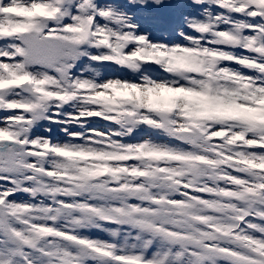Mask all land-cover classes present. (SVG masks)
Instances as JSON below:
<instances>
[{
	"label": "snow or ice",
	"instance_id": "1",
	"mask_svg": "<svg viewBox=\"0 0 264 264\" xmlns=\"http://www.w3.org/2000/svg\"><path fill=\"white\" fill-rule=\"evenodd\" d=\"M0 264H264V0H0Z\"/></svg>",
	"mask_w": 264,
	"mask_h": 264
},
{
	"label": "bare ground",
	"instance_id": "2",
	"mask_svg": "<svg viewBox=\"0 0 264 264\" xmlns=\"http://www.w3.org/2000/svg\"><path fill=\"white\" fill-rule=\"evenodd\" d=\"M221 26H223V25H221Z\"/></svg>",
	"mask_w": 264,
	"mask_h": 264
}]
</instances>
